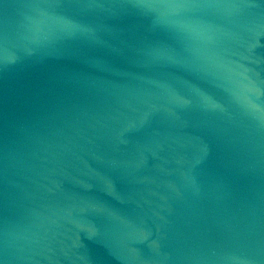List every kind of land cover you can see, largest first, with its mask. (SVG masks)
Listing matches in <instances>:
<instances>
[{"label":"water","instance_id":"water-1","mask_svg":"<svg viewBox=\"0 0 264 264\" xmlns=\"http://www.w3.org/2000/svg\"><path fill=\"white\" fill-rule=\"evenodd\" d=\"M0 264H264V0H0Z\"/></svg>","mask_w":264,"mask_h":264}]
</instances>
